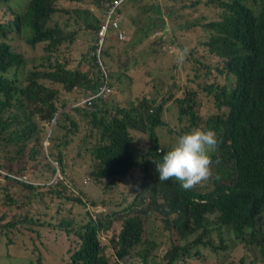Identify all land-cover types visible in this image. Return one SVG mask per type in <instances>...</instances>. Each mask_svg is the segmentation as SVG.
I'll use <instances>...</instances> for the list:
<instances>
[{
    "label": "trees",
    "instance_id": "trees-1",
    "mask_svg": "<svg viewBox=\"0 0 264 264\" xmlns=\"http://www.w3.org/2000/svg\"><path fill=\"white\" fill-rule=\"evenodd\" d=\"M15 1L20 6L30 8L26 18L15 23V34L20 39L29 41L32 47L41 44L43 40L53 39V32H44L42 26L47 13L53 10L52 7L60 10L56 5L57 0H29L27 4L23 0ZM100 1L91 4L85 11L80 8L73 9L69 12L71 19L76 24L83 22L85 28L99 30L101 25L107 24L110 34H125L121 24L123 8L126 9L139 0H107L105 4ZM163 7H167V11ZM203 10L209 11L212 16L210 21L205 22L207 17L202 16ZM153 12L155 17L146 18L144 24H138L135 18L134 23L138 26L126 34L133 40H139L137 44L145 42L151 45L145 53L148 60L159 68L167 63L174 69L196 58V55L204 50L216 61V68L211 69L204 79L213 77L214 82L209 84L208 92L214 96L217 107L229 108V111H225L223 115L218 113L209 117L204 121V128L215 130L219 137L217 150L213 154L212 168L222 186L217 188V197L208 203H193L192 193L179 190L171 179L160 181L154 178L147 181V170L142 178L132 177L133 180L141 181L142 192H152L150 205L160 214L171 218L178 217V209L182 216L193 211L196 217L193 224L195 233L199 231L200 225L202 236L196 237L192 246L178 248L174 244L173 247H158L155 242L144 237L148 231L144 227V218L134 210L132 204L124 210L129 214L125 217L118 236L119 248L115 245L111 251L119 259H124L138 246L146 244L147 252L142 257L143 264H163L165 261L177 263L193 260V246H201L204 250L215 252L227 249V244L222 242V238L227 236V231L217 227L215 230L218 235L213 236L214 230L202 223L209 217L210 212L218 210L221 213L220 221L232 230L237 242L246 247L257 248L259 258L264 259V240H260L264 229L258 227L256 220L257 215L264 220V0H166L163 4L158 0ZM167 19L174 25L163 26ZM160 22L162 23L159 24ZM29 29L33 31L32 37ZM182 36L187 38V41H183ZM70 37L74 40L75 34L71 33ZM0 38L8 39V36L0 33ZM61 42L60 38L53 39L46 50H57L56 44ZM93 49L95 53L92 69L87 70L80 65L72 66L68 61L53 60L51 56H47V70L31 73L38 79L58 80L63 87L62 98L65 99L60 102L57 91L37 103L40 112L37 117L30 119L28 131L33 135L34 141L26 156L36 163L37 170H43L45 165H49L39 160L43 151L41 135L44 129L40 123L50 124L60 107L68 110L57 120L59 132L62 133L56 135V141L73 142L80 137L78 151L87 147L91 141L98 140L101 134V140L109 142L103 149L92 151L93 157L96 155L100 164L98 167L95 164V170L81 181L82 185H89V181L96 175L102 177L108 161L114 165L124 159V165H128L125 160H130L125 153L127 142L133 138L131 131L147 132L161 124L166 126L162 119L163 103L172 100L180 120H188L189 129L199 127L202 122L199 117L191 118L190 108L185 105L193 100L192 98H174L180 91L184 95L193 91L181 87L168 94V98L160 104H157L158 99L152 96L139 99L138 105H131L132 108L137 107L136 109L119 110L122 118L112 117L110 107L102 99L78 106L81 100H88L99 94L106 82L111 83L113 77H118L127 69L120 68L109 72L104 62L105 54L102 53L98 57L97 48ZM181 55L183 60L180 59ZM20 62V56L10 44L0 46L2 68L6 69L15 64L17 69H21L23 65ZM102 67L106 69L107 77ZM172 73L173 71L170 72ZM165 85L164 81L159 83L163 90ZM54 149L57 150L56 161L64 171L63 150L57 143ZM49 157L52 158L51 154ZM124 177L127 178L126 175ZM50 178L42 181H49ZM115 181L119 183L123 180ZM61 183L46 187L24 185V189L30 192L51 189L55 191ZM160 193L163 204L158 203ZM73 202L82 203L81 200ZM92 205L96 206V203ZM151 214V209L144 212L146 218ZM175 221L176 218L172 227L174 229ZM72 226L73 221H65L59 226L65 235L75 233L80 240L78 248L72 253L71 264H110L98 233L104 227L103 223L97 224L90 218L84 226L76 230L71 229ZM160 227L158 225L156 229L151 230H158ZM202 251L203 249L198 250L195 256H199ZM150 252L152 255H148ZM244 262L243 260L242 264Z\"/></svg>",
    "mask_w": 264,
    "mask_h": 264
},
{
    "label": "rangeland",
    "instance_id": "rangeland-1",
    "mask_svg": "<svg viewBox=\"0 0 264 264\" xmlns=\"http://www.w3.org/2000/svg\"><path fill=\"white\" fill-rule=\"evenodd\" d=\"M23 1L27 4L29 0ZM160 1L163 4L166 0ZM100 2L105 4L107 0ZM157 2L158 0H139L134 1L133 5H129L126 9L123 8L124 15L121 24L126 38L120 41L117 40L115 34L111 33L106 39L102 53L105 54L104 62L107 70L113 72L120 68H127L122 71L121 75L112 78L113 93L106 104L111 109L112 117L121 118L122 115L117 112L118 110L130 107L132 104L138 105L139 99L145 96L156 97L157 104H160L177 87L187 88L193 91L188 95H184L180 91L174 98H192L193 110L202 120L199 128H204V121L219 113L214 96L208 92L209 84L214 82L213 77L204 79L211 69L216 68V61L206 51L201 50L196 58L180 64L174 69L170 68L167 63L159 68L145 57V53L151 45L145 42L137 44L139 40H133L126 35L128 31L138 26L134 23L135 18L138 24H144L146 18L155 17L153 9ZM93 3L97 4L98 0H57L56 5L63 12L55 14L50 25L58 24L66 34H75L72 44L64 43L57 50L47 51L45 43L32 47L15 33L12 34L8 42L15 52L24 56L26 62L17 73L13 70L5 76L17 79L21 86H25L30 71L34 69L47 70V56H51L53 60L68 61L72 66L80 65L87 70L92 69L94 64L92 58L95 53L93 48H97L98 44L96 33L92 29L85 28L81 21L80 24H76L71 19L69 12L76 8L85 11ZM14 9L18 11L16 8ZM163 9L167 11V7H163ZM201 14L207 17L205 22L212 18L207 10H203ZM11 19L10 12L0 4V23ZM164 22L163 26L166 27L174 25L169 19ZM182 40L187 41V38L182 36ZM171 71H173L172 74H170ZM163 81L166 83L165 90L159 86V83ZM39 82L55 88L59 92L60 102H64L61 85L54 84L49 80H40ZM163 105L162 119L166 126L158 128L157 134L161 149L168 151L189 127V123L187 119L180 120L172 100L163 103ZM225 111H229V108L222 109L223 113ZM42 124L40 123V126ZM43 128L41 135L43 151L39 160L49 165H45L43 170H37L34 161H30L28 156H19L16 146L9 145L3 140L0 141V165L5 169L24 172L36 180L52 177L57 166L47 158V148L48 152L57 160V152H53L52 149L56 144V131L59 128L52 125ZM135 134L140 136L139 133ZM86 156L84 148L80 150V157L76 156L75 152L65 154V165H61L64 171L58 165L63 181L55 191L51 189L30 192L25 190L22 185L15 184L18 190L11 192L6 187L11 184L4 186L0 184V264H71L72 253L78 248L80 240L75 233L65 235L59 228L61 223L73 221L71 229L76 230L92 218L97 224H106L98 231L102 244L113 243L122 229V222L129 214L124 210L132 204H134V210L143 216L145 230L156 229L158 225L165 228L164 236L167 239V247H173L174 244L178 248L194 245L193 242L199 233L194 235L193 224L196 217L193 211L189 215L168 218L150 205L151 191L137 190L134 184L128 181L119 183L108 181L103 184L100 176L96 175L89 181V185H82L81 181L91 174L87 168L89 164L85 162L90 157ZM125 163L132 169L141 162L134 158L128 162L125 160ZM78 164L80 165L76 166ZM115 164L120 168L123 167L124 159L115 162ZM127 173L131 176L134 175L132 170H128ZM148 174L152 177L154 175L150 168ZM221 186V181L212 170L207 180L190 189L192 202L194 203L199 197H210L212 191ZM73 200H81L82 203L73 202ZM163 202L162 193H160L158 203L163 204ZM92 203H96V206ZM148 209L152 210V214L146 218L144 212ZM175 218L176 230L172 228ZM213 219L214 217H212ZM256 220L258 227L264 229L263 218L257 215ZM213 230V236H217L218 232ZM225 230L227 236L222 238V242L227 244V249L215 252L204 250L201 246H193V260L177 263L165 261L163 264H242L243 260L244 264H264V259L259 258L257 248L246 247L244 244L238 243L232 230L228 228ZM144 237L148 238L147 234ZM260 240H264V231ZM201 249H203L202 253L195 256ZM106 258L110 261L109 253ZM124 263L140 264L130 259L125 260ZM112 264L119 263L112 262Z\"/></svg>",
    "mask_w": 264,
    "mask_h": 264
},
{
    "label": "clouds",
    "instance_id": "clouds-1",
    "mask_svg": "<svg viewBox=\"0 0 264 264\" xmlns=\"http://www.w3.org/2000/svg\"><path fill=\"white\" fill-rule=\"evenodd\" d=\"M0 4L10 12L12 19L7 22L0 23V33L6 34L8 39H1L0 38V46L2 45H9V39L12 34L15 33L14 25L15 23L21 19L24 20L30 10V8H26L24 6H20L16 3L15 0H0ZM16 8L18 11H16ZM52 11L48 12L42 26V30L44 32L52 31L53 32V39L60 38L62 39L61 43L56 44V48H59L64 43L72 44L74 42L71 39L70 34H66L64 30L58 25L51 26L50 22L52 17L55 14L62 13L63 11L57 10L52 7ZM163 23L162 25H164ZM25 29L24 26H22ZM95 31L96 36L98 38L97 44V51L96 55L100 57L103 51V46L106 39L109 37L110 33L108 32V25L104 24L100 26V29H94L89 27ZM31 34H33L32 29H29ZM117 40L123 41L126 38L125 34L115 35ZM53 39H46L43 40L42 43L47 45ZM29 45V41H25ZM187 50H185L186 52ZM17 53V52H16ZM20 56L21 64L25 65V58L22 54L17 53ZM183 55L180 56V59L183 60ZM104 75L107 77L106 69L102 67ZM15 70L17 73L20 69L15 67V64L11 65L10 67L4 69L0 66V141L3 140L9 145L16 146V151L19 156H26V152L31 147L32 142L34 141V137L30 131H28V126L30 119L32 117H37L40 110L37 106V103L44 100L47 97H50L52 94L56 93L57 90L55 88H51L46 86L43 83H40V80L35 76L31 75L32 72H38L40 70L34 69L30 71L27 75L26 85L21 86L17 79H10L5 74H8L10 71ZM33 80H36L33 83ZM54 84H59L60 82L57 80L49 79ZM103 91L102 95L98 98L93 99L94 101H108L111 94L113 93L112 83L106 82L105 86L100 90ZM99 92V93H100ZM31 93V94H30ZM92 96L91 98H93ZM193 100L189 101L187 106H189L191 111V118L197 117L193 110V105H191ZM87 102L86 99L80 101L78 106H84ZM130 107L122 108L128 111L136 109ZM219 110V114L223 115L222 109L217 107ZM68 109L59 108L58 112L51 120L50 124H42L43 127L45 126H57L58 118H61V115L65 113ZM121 110V109H120ZM119 112V110L117 111ZM153 113V110H151ZM121 114V113H120ZM122 115V114H121ZM123 116V115H122ZM121 116V118H122ZM41 126V127H42ZM165 126L161 124L157 127L150 128L147 132H138V131H131V135L133 138L127 142L126 144V156L129 160L137 158L140 161V164H136L132 169L128 167V165H123V167H119L118 165H112L111 161H108L104 174L100 177L103 184L107 183L108 181H115L118 179H122L123 181H127L134 184L135 189L141 190V181L133 180L132 177L141 178L145 174V170L153 171V177L149 174L146 176V180L150 181L152 179H159L160 181H167L169 179L173 180L179 190H184L185 192H190V189L197 185L198 183L207 180L211 173H212V163H213V154L216 152L218 144H219V137L215 130L207 129V128H187L176 140L173 146L168 151H163L161 149L160 140L157 134V129L160 127ZM59 128V127H58ZM59 129L56 131L57 134H61ZM135 133H139L140 136H136ZM101 136L98 140L91 141L87 147H83L85 150L86 157H90V159H86V163L89 164L87 166L88 170L93 172L95 170V164H100V160L93 157V150H101L104 146L109 145L107 140L102 141ZM80 137H77L73 142H65L63 140H57L56 143L59 144L61 150H63L64 160L65 154H71L72 152L76 153V156L80 157V151H78V143ZM50 145V143H48ZM131 149V151H128ZM53 152H57L56 149H52ZM50 152H48L47 148V158L51 163H55L57 166L55 169V174L50 178L49 181H42L33 179L31 176L25 174L24 172L13 171L10 169H5L0 165V184L4 186L5 184H11L6 186L14 192L18 190L16 185H30L36 187H46V186H53L61 181H63V177L60 174V169L58 167V162L54 159L49 157ZM57 163H56V162ZM80 164L76 165L79 166ZM128 170H132L134 173L133 176L127 173ZM214 172V171H213ZM124 175L127 176L124 177ZM137 189V190H138ZM218 189H214L210 197L204 198L199 197L195 200L194 203L199 201L209 202L213 198L217 197ZM219 213V214H218ZM178 217H181V211L178 209L177 213ZM221 213L218 210L215 212H210L209 217L202 221L203 224L207 225L209 228L215 229L217 227H222L223 229L226 228V224L220 221ZM212 217L214 219L212 220ZM105 226L106 224L103 223ZM123 226V222H122ZM200 225L198 236H202L200 233ZM122 230V229H121ZM121 232V231H120ZM115 238V242L113 243H106L105 245L102 244V248L105 249L104 254L105 256L107 253L110 254V264L112 262H118L119 264H125V260L129 259L130 256L125 257L124 259H119L111 249L114 248L116 245L118 247L117 242L119 241V234ZM195 233V234H196ZM194 234V235H195ZM197 236V237H198ZM100 238V236H99ZM101 241V240H100ZM119 248V247H118ZM136 258V257H134ZM143 264V262H139Z\"/></svg>",
    "mask_w": 264,
    "mask_h": 264
},
{
    "label": "crops",
    "instance_id": "crops-1",
    "mask_svg": "<svg viewBox=\"0 0 264 264\" xmlns=\"http://www.w3.org/2000/svg\"><path fill=\"white\" fill-rule=\"evenodd\" d=\"M145 234H147L148 236V241L155 242L158 245V247L162 245L166 246L167 239L164 236L166 234V231L165 228H163L162 226L158 230H148L145 232ZM146 252H147L146 244H142L138 246L137 249L132 254H130L129 259L135 260L137 262H142V257L144 254H146ZM134 255H137V257L134 258ZM148 255H152L151 252L148 253Z\"/></svg>",
    "mask_w": 264,
    "mask_h": 264
},
{
    "label": "built area",
    "instance_id": "built-area-1",
    "mask_svg": "<svg viewBox=\"0 0 264 264\" xmlns=\"http://www.w3.org/2000/svg\"><path fill=\"white\" fill-rule=\"evenodd\" d=\"M102 93H103V91H101L99 94L95 95L93 98L88 99L87 102L91 103L93 101V99L100 97L102 95Z\"/></svg>",
    "mask_w": 264,
    "mask_h": 264
}]
</instances>
